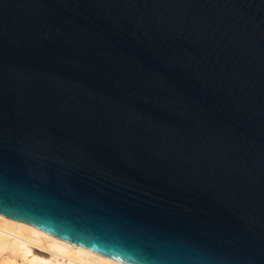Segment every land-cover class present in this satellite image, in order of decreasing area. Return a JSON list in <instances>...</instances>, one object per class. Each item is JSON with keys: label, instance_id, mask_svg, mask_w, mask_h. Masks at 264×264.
<instances>
[{"label": "water", "instance_id": "1", "mask_svg": "<svg viewBox=\"0 0 264 264\" xmlns=\"http://www.w3.org/2000/svg\"><path fill=\"white\" fill-rule=\"evenodd\" d=\"M0 214L128 264H264V0H0Z\"/></svg>", "mask_w": 264, "mask_h": 264}, {"label": "bare ground", "instance_id": "2", "mask_svg": "<svg viewBox=\"0 0 264 264\" xmlns=\"http://www.w3.org/2000/svg\"><path fill=\"white\" fill-rule=\"evenodd\" d=\"M44 241L66 246L68 248V262L63 263L53 258L38 260L37 262H40V264H75L77 261H82L84 264H128L82 245L71 243L29 223L0 214L1 248L9 247L12 251L28 258L32 253L31 249L26 247V244L42 246Z\"/></svg>", "mask_w": 264, "mask_h": 264}, {"label": "rangeland", "instance_id": "3", "mask_svg": "<svg viewBox=\"0 0 264 264\" xmlns=\"http://www.w3.org/2000/svg\"><path fill=\"white\" fill-rule=\"evenodd\" d=\"M26 247L31 249L32 253L28 258L12 251L9 247H0V264H40L37 262L38 260L53 258L63 263L68 262V248L66 246L44 241L42 246L28 243ZM75 264H84V262L77 261Z\"/></svg>", "mask_w": 264, "mask_h": 264}]
</instances>
